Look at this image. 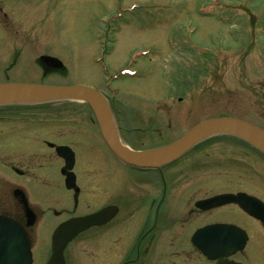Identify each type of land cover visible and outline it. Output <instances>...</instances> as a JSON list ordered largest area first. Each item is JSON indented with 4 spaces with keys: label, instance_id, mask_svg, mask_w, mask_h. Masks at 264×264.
<instances>
[{
    "label": "rangeland",
    "instance_id": "1",
    "mask_svg": "<svg viewBox=\"0 0 264 264\" xmlns=\"http://www.w3.org/2000/svg\"><path fill=\"white\" fill-rule=\"evenodd\" d=\"M250 13L253 20H249ZM40 56L58 59L61 68L42 70L36 61ZM135 56L136 62L141 63L140 74L131 67L118 76L116 73ZM1 82L79 85L97 90H104L106 84L121 90L120 96L127 103L132 101L129 97L140 95L171 105L172 118L163 120L157 133L147 132L153 137L141 142L127 124L129 117L123 119L135 148L172 142L198 122L224 116L264 131V0H0ZM42 105L49 106L14 108L16 114L25 112L20 116L26 118L13 120H29V111L33 112L29 117L36 115L41 119L49 116V110L61 109L62 119L73 121L79 132L93 135L82 103ZM16 143L22 146L23 141ZM185 167L202 169L208 175L209 184L198 198L233 188L223 182L211 183L231 179L215 176L224 169H235L237 174L252 172L250 184L240 187L237 183L236 188L256 195L260 189L258 181L264 177V157L229 135H216L201 142L191 156L176 161L171 169L183 176ZM77 168L81 166L78 164ZM211 170L217 173H209ZM51 177L61 184L59 167L51 170ZM26 187L36 197L31 202L44 210L39 223L29 225L32 264H44L56 228L53 220L49 222L51 212L46 211L47 207L64 203L68 195L57 185L40 183L39 191L32 185ZM7 194L11 195V190ZM99 238L87 257L89 264L104 257L105 239ZM79 245L70 246L69 255H83L84 251L76 253ZM253 251L264 264V242Z\"/></svg>",
    "mask_w": 264,
    "mask_h": 264
},
{
    "label": "flooded vegetation",
    "instance_id": "2",
    "mask_svg": "<svg viewBox=\"0 0 264 264\" xmlns=\"http://www.w3.org/2000/svg\"><path fill=\"white\" fill-rule=\"evenodd\" d=\"M133 68L139 74L142 71L141 63ZM42 70L48 69L42 67ZM99 91L105 94L119 139L133 150L150 148L133 147L129 139L131 136H128L130 132H126L123 126L124 118L129 117L127 124L132 126L134 130L132 134L140 137L139 142L153 137L149 133H157L159 124L163 120L168 121L172 118V106L159 104L160 99L153 97L150 100L137 95L129 97L133 102L127 103V100L120 96L123 93L121 90L116 98H112L104 92L105 90ZM82 104L93 132L91 136L86 135L87 132H79L73 121L62 119L61 109L49 110V116H41V119L36 115L29 117L33 113L29 111L27 113L29 120L15 121L14 118H26L20 116L25 112L16 114L11 106L4 110L0 108V197L5 198V201L0 200V215L20 223L31 241V228L27 225L26 211L28 209L31 214L33 225L42 219L41 213L44 210H41L38 204L31 202L36 197L30 195L26 186L32 185L37 188L36 191H39L40 183H46L51 187L57 185L67 193L68 198L60 205L51 200L56 207L53 205L47 207L46 211L51 212L49 222L53 220L55 226L70 218L90 215L103 208L111 210L109 215H105L106 220L103 224L88 228L67 244L63 251L65 264H89L87 257L90 256V250L94 248L96 241L100 240L97 239L99 236L105 239L103 248L105 254L96 264H252V260L260 264L259 256L253 249L257 251L260 242H264L263 176L258 181L260 189L259 195H256L236 188L237 183L240 187L248 186L252 177L249 173L252 172L237 174L235 169H224L225 171L220 173L209 171L211 174L217 173L215 176L231 178L211 181L215 184L223 182L226 186L233 187L225 189L223 194L245 193L260 201L262 204L245 199L243 204L247 206L252 204L253 210L260 217L262 216V219L249 216L236 203L201 209L197 203L209 197L196 196L205 193V188L209 184L206 172L202 169L185 167L182 168L183 176H181L171 169L176 162L157 169H139L123 164L102 140L89 106ZM169 113H171L170 117ZM135 137L133 138L136 139ZM17 140L23 141L22 146L16 143ZM199 144L185 156L188 154L191 156ZM58 146L66 147L65 155L71 157L70 170L65 168L67 164L65 157L58 155L56 151ZM202 148L201 146L198 150ZM3 152H6L5 156L2 155ZM100 154L103 155L104 160L101 159ZM18 156L19 158L15 160ZM78 164L81 168H77ZM57 167H59L61 184H57L56 179L51 177V170L55 171ZM193 173L194 175L189 176ZM67 177L70 178V189L65 187ZM8 190H11V195L7 194ZM85 196L88 198L84 199ZM38 197L40 194L37 195ZM9 199L11 202H8ZM23 199L27 203L26 206L21 203ZM81 199L84 200L82 209H79ZM95 202L98 205L93 207L92 204ZM195 222L202 223L196 227L192 226ZM215 225L219 227L233 225L243 230L246 235L245 247L225 256L208 258L192 244L191 238L197 230ZM215 234L221 235V233ZM222 237L226 236H217V238ZM114 238H116L114 241L108 242ZM76 244H80V249L76 253L84 251L83 255H69L68 248ZM85 253L88 256H84ZM50 254L49 248L44 264H47ZM261 261L264 263L263 259Z\"/></svg>",
    "mask_w": 264,
    "mask_h": 264
},
{
    "label": "water",
    "instance_id": "3",
    "mask_svg": "<svg viewBox=\"0 0 264 264\" xmlns=\"http://www.w3.org/2000/svg\"><path fill=\"white\" fill-rule=\"evenodd\" d=\"M39 61L45 67L51 69H59L62 66L61 62L57 59L48 56L40 57ZM62 100H80L87 102L94 114L106 144L121 162L136 168L155 169L171 163L179 159L199 142L214 135L237 137L253 146L264 156V131L248 122L225 116L210 118L197 123L181 138L170 144L143 151H133L121 143L109 106L95 90L79 85L55 86L0 83V105L45 103ZM240 195L244 194L237 196L219 195L203 201L202 204L203 207L216 206L229 201H237ZM109 213H111L110 209L103 208L97 213L78 218H70L59 224L52 233V253L47 264H65L63 250L66 245L78 233L92 225L102 223V219H105V215H109ZM249 213L254 215L252 212ZM226 230L227 232L233 231L237 233L236 230L231 228H226ZM208 231L210 229L206 228L200 232L207 233ZM198 236L199 231L194 235L193 243L203 250V252L215 248L227 252L231 248H241L244 243V238L239 236L235 240L224 239L222 241L220 240V242L207 239L203 244H199ZM0 264H31L30 242L25 231L18 223L1 216Z\"/></svg>",
    "mask_w": 264,
    "mask_h": 264
},
{
    "label": "bare ground",
    "instance_id": "4",
    "mask_svg": "<svg viewBox=\"0 0 264 264\" xmlns=\"http://www.w3.org/2000/svg\"><path fill=\"white\" fill-rule=\"evenodd\" d=\"M244 247H245V246H244ZM244 247H243V248H244Z\"/></svg>",
    "mask_w": 264,
    "mask_h": 264
}]
</instances>
